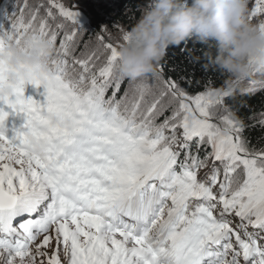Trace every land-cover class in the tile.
I'll return each instance as SVG.
<instances>
[{
	"label": "snow or ice",
	"instance_id": "snow-or-ice-1",
	"mask_svg": "<svg viewBox=\"0 0 264 264\" xmlns=\"http://www.w3.org/2000/svg\"><path fill=\"white\" fill-rule=\"evenodd\" d=\"M248 6L264 29V0ZM83 29L64 0H24L0 20V50L29 32L54 46L46 72L0 96V264H264V146L246 135L264 129L249 104L264 65L228 82L185 41L183 59L125 84L120 43L105 28L90 47ZM198 66L202 82L189 79ZM5 69L0 57V83ZM25 82L44 86V103ZM12 113L24 119L9 138ZM33 138L39 153L26 150Z\"/></svg>",
	"mask_w": 264,
	"mask_h": 264
},
{
	"label": "clouds",
	"instance_id": "clouds-1",
	"mask_svg": "<svg viewBox=\"0 0 264 264\" xmlns=\"http://www.w3.org/2000/svg\"><path fill=\"white\" fill-rule=\"evenodd\" d=\"M249 0H147L127 29L128 39L118 47V72L137 81L156 71L169 47L188 40L205 45L202 67L225 74L228 82L249 76L264 65V29L249 18ZM52 42L39 32H29L25 44L0 50L6 69L0 96H12L29 69L48 70ZM54 125L67 127L69 120L53 114ZM43 142L31 139L26 150L39 153Z\"/></svg>",
	"mask_w": 264,
	"mask_h": 264
},
{
	"label": "trees",
	"instance_id": "trees-1",
	"mask_svg": "<svg viewBox=\"0 0 264 264\" xmlns=\"http://www.w3.org/2000/svg\"><path fill=\"white\" fill-rule=\"evenodd\" d=\"M147 3V0H96L95 3H91L92 9V22L93 25H98L102 27L103 25L113 26L119 25L123 28L130 29V27L135 23L136 18L139 16L138 8ZM184 42L180 46L169 47L166 55L162 58V61L170 60H180L183 59L182 49L184 48ZM188 48L195 49L193 55L200 57L201 65L203 64V54L206 51V46L202 45L195 40L187 41ZM212 72V71H210ZM189 79L193 81H201L203 71L201 67H197L195 70H190ZM226 79H228L226 77ZM186 88L192 89L195 88V84L183 85ZM216 87L221 85L217 83ZM245 99H248L245 97ZM249 104L256 113L264 112V91L257 92L249 100ZM248 135L251 146L262 147L264 146V141H261L259 137L264 135V129L257 127L256 129L250 130L246 133Z\"/></svg>",
	"mask_w": 264,
	"mask_h": 264
},
{
	"label": "rangeland",
	"instance_id": "rangeland-1",
	"mask_svg": "<svg viewBox=\"0 0 264 264\" xmlns=\"http://www.w3.org/2000/svg\"><path fill=\"white\" fill-rule=\"evenodd\" d=\"M96 0H64L66 4L72 3V7L76 9L79 13V22L80 25L84 28L81 32V35L84 36V39L89 41L90 47H95L97 45L96 35L99 31L104 30L105 28L107 31L105 32V37L108 39V33H111V39L113 42H119L117 38L119 37L120 33L117 32L116 27L119 25L107 26L103 25L102 27L98 25H93L92 20V9L91 3H95ZM38 0H27V4L29 7L34 6ZM46 2V0H45ZM24 6V0H0V20L4 18L5 10L9 13L12 11H16V15H20V8ZM43 11V10H41ZM28 12L25 11V16L27 17ZM126 29V28H124ZM125 84H127V79L125 80Z\"/></svg>",
	"mask_w": 264,
	"mask_h": 264
}]
</instances>
